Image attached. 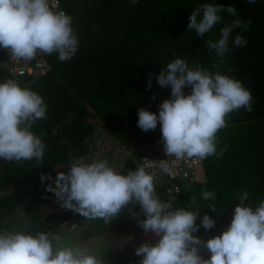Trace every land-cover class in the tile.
I'll return each mask as SVG.
<instances>
[{
	"label": "trees",
	"instance_id": "16d2710c",
	"mask_svg": "<svg viewBox=\"0 0 264 264\" xmlns=\"http://www.w3.org/2000/svg\"><path fill=\"white\" fill-rule=\"evenodd\" d=\"M60 1L80 39L75 56L65 62L55 53L46 56L49 70L42 75L13 76L0 66V81L17 80L38 92L47 105L46 119L32 128L46 145L43 161L0 159V231L52 232L57 236L68 221L81 216L62 209L54 194L45 190V184L52 181L41 183L40 176L55 177L59 166L85 158L97 124L103 123L115 143L139 157L148 151L152 140L161 137L160 125L142 131L137 126V110L143 107L156 113L159 104L170 97V87L161 88L155 77L177 56L187 59L190 66L199 62L240 80L252 93L253 110L241 108L226 118L227 127L217 133V152L227 148L222 156L203 159L204 182L190 183L178 195H168L155 186L157 195L162 201H171L174 209L199 211L200 217L207 213L215 220L212 229L200 227L195 233L201 240L219 235L227 227L243 191L251 197L245 203L253 207L264 200V0L254 4L247 0H138L135 6L129 0ZM204 3L231 4L242 21H252L246 31L233 29L230 52L218 69L212 68L218 58L205 41L217 38L219 29L234 17L221 13V23L203 38L187 31L188 16ZM238 33L248 43L232 48L231 39ZM184 92L188 94L190 88ZM136 162L128 161L122 174L140 167ZM205 189L215 193L216 200L205 201ZM209 204L215 206L214 212ZM196 223L199 225V218ZM208 256L206 250L205 259Z\"/></svg>",
	"mask_w": 264,
	"mask_h": 264
},
{
	"label": "clouds",
	"instance_id": "9594fccd",
	"mask_svg": "<svg viewBox=\"0 0 264 264\" xmlns=\"http://www.w3.org/2000/svg\"><path fill=\"white\" fill-rule=\"evenodd\" d=\"M129 2L135 6L138 0ZM247 3L254 4L256 0ZM223 12L234 19L219 29L217 38L205 41L209 52L214 51L218 58L212 65L214 69L225 63L233 29L246 31L252 21H242L231 4L204 3L188 16L187 31H195L203 38L221 23ZM247 43L239 33L231 39L232 48L245 47ZM79 46L72 17L63 10H54L50 0H0V48L7 49L13 59L33 61L38 55L55 53L59 61L65 62L75 56ZM155 79L161 88L170 87V97L159 104L156 113L139 108L137 126L147 132L155 130L159 123L164 152L176 160L222 156L227 146L217 152V133L227 127L226 118L241 108L253 110L252 93L240 80L211 71L199 62L190 66L181 56L162 67ZM150 86L151 77L147 87ZM185 88H190L188 94ZM46 113L47 105L38 92L15 79L0 81V159L42 162L46 145L32 128L38 120L46 119ZM138 162L140 167L121 174L106 160H77L66 173L59 171L55 177L42 173L40 180L52 181L45 184V190L52 192L63 208L88 219H103L107 224L129 204H138L144 218L135 214L133 218L145 233L156 237L154 242L141 243L134 249L135 255L141 257L139 264H264V200L253 207L245 203L251 197L243 191L227 227L219 235L201 240L194 233L200 227L212 229L215 220L207 213L200 217L199 211L174 209L171 201H162L155 188L161 189L160 185L141 167L139 158ZM159 167L171 174L166 159L159 160ZM205 180L204 168V179L199 182ZM202 197L208 201L217 196L205 189ZM191 203L196 205L194 197ZM209 209L214 212L215 206L209 204ZM201 247L208 251L207 259L200 255ZM0 264L106 261L101 253L58 240L52 232L14 230L0 231Z\"/></svg>",
	"mask_w": 264,
	"mask_h": 264
},
{
	"label": "crops",
	"instance_id": "0c3cea01",
	"mask_svg": "<svg viewBox=\"0 0 264 264\" xmlns=\"http://www.w3.org/2000/svg\"><path fill=\"white\" fill-rule=\"evenodd\" d=\"M103 129L107 131V134L112 135L107 127L97 124L90 135L88 154L85 158H79L78 161L106 160L110 167L122 174L126 165H130L128 161L136 162L140 154L130 152L125 145H114L112 138L102 136L105 134ZM100 140L107 141L109 152ZM122 150L126 152L125 156L115 154ZM68 166H59L58 171L66 173ZM133 214L139 219L144 218L138 204H129L108 224L103 219H88L80 216L73 227L67 228V232H75L73 240L78 246L85 247L94 253H101L106 264H139L141 257L135 255L134 249L141 243L154 242L156 237L151 232L145 233L138 226Z\"/></svg>",
	"mask_w": 264,
	"mask_h": 264
},
{
	"label": "built area",
	"instance_id": "2783aa9c",
	"mask_svg": "<svg viewBox=\"0 0 264 264\" xmlns=\"http://www.w3.org/2000/svg\"><path fill=\"white\" fill-rule=\"evenodd\" d=\"M50 4L54 10H63L68 14L60 0H58V3L57 0H50ZM0 66L13 76L42 75L49 70L46 56L38 55L33 61H17L11 57L7 49L3 48H0ZM162 159L167 160L172 170L171 174H166L160 170L159 160ZM139 161L141 162V167L154 176V182L159 184L162 191L169 195H178L185 185L204 179L203 160L194 157L176 160L167 156L164 152L161 137L152 140L148 151H145L139 157Z\"/></svg>",
	"mask_w": 264,
	"mask_h": 264
},
{
	"label": "rangeland",
	"instance_id": "374dc122",
	"mask_svg": "<svg viewBox=\"0 0 264 264\" xmlns=\"http://www.w3.org/2000/svg\"><path fill=\"white\" fill-rule=\"evenodd\" d=\"M99 125H103V123H99ZM103 131L105 132V134H102V136L103 137H106V138H112L111 136H113V135H110V134H107L106 132L107 131H105L104 129H103ZM112 134V133H111ZM103 144H104V146L106 147V149L108 148L107 147V141H102V140H100ZM115 143V142H114ZM115 144H117V143H115ZM117 146H119L118 144H117ZM102 148H104V147H102ZM123 148V147H122ZM124 149V148H123ZM107 152H109V151H107ZM116 155H126V152L124 151V150H122V151H118V152H116L115 153ZM55 206H57V204L55 205ZM62 209H65V208H63L62 207ZM69 223H66L64 226H65V228H61V229H63L65 232L64 233H61V232H63V231H61L58 235H57V238H58V240H63V241H68V242H70L73 246H78L77 244H76V242L73 240V238H74V236H75V232H67V228H71V227H73L75 224H76V220H75V222H74V220L73 221H68ZM67 232V233H66ZM194 235H197V234H195L194 233ZM198 236V235H197ZM199 237V236H198ZM200 255L202 256V257H204L205 258V255H206V250H204V248L203 247H201V249H200Z\"/></svg>",
	"mask_w": 264,
	"mask_h": 264
}]
</instances>
